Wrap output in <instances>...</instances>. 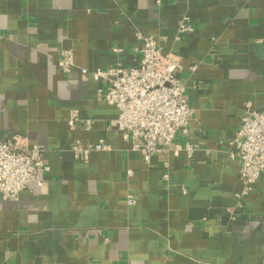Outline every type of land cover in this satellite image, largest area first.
Segmentation results:
<instances>
[{"label":"crops","instance_id":"1","mask_svg":"<svg viewBox=\"0 0 264 264\" xmlns=\"http://www.w3.org/2000/svg\"><path fill=\"white\" fill-rule=\"evenodd\" d=\"M138 30L181 60L194 114L176 141L192 157L132 151L81 70L137 63ZM248 104L264 112V0H0V138L43 145L51 167L16 201L0 192V264H264V171L238 197L230 156ZM74 109L91 129L69 125ZM101 139L110 151L75 157Z\"/></svg>","mask_w":264,"mask_h":264},{"label":"built area","instance_id":"2","mask_svg":"<svg viewBox=\"0 0 264 264\" xmlns=\"http://www.w3.org/2000/svg\"><path fill=\"white\" fill-rule=\"evenodd\" d=\"M192 31L194 26L189 17L182 16L179 32L187 34ZM136 38L140 53L137 63L127 67L113 64L92 70L83 67L81 70L106 86L100 90L101 96L119 110L110 125L131 143L132 151L141 153L147 161L163 150L175 155L185 151L192 157L196 146L176 141L177 134L188 133L194 114L180 77L183 68L181 60L172 53L164 52L153 35L138 30ZM58 60L59 66L70 72L75 65L74 50L61 49ZM68 123L70 126L81 123L86 129L93 126V121L81 118L77 109L71 112ZM71 149L76 158L87 161L93 151H110L112 147L103 139L93 144L76 140ZM46 150L41 144L30 143L26 136L16 134L0 138V192L3 199L16 201L21 191L51 169L45 158ZM230 156L242 161L240 176L243 188L237 195L246 196L255 188L264 171L263 111L255 110L248 104L231 141ZM164 176L168 179L169 173L165 172ZM130 201L133 202V199Z\"/></svg>","mask_w":264,"mask_h":264}]
</instances>
